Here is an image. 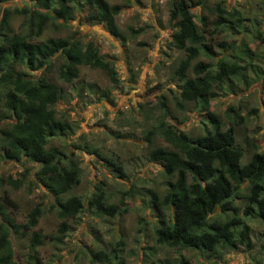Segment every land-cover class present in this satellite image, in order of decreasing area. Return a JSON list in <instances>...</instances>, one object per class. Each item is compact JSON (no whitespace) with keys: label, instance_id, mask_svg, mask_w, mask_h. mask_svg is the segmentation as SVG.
<instances>
[{"label":"trees","instance_id":"obj_1","mask_svg":"<svg viewBox=\"0 0 264 264\" xmlns=\"http://www.w3.org/2000/svg\"><path fill=\"white\" fill-rule=\"evenodd\" d=\"M10 1L0 0V4ZM28 1L22 8L4 10L0 19V163L14 162L27 172L26 164L35 169V179L54 197L52 207L59 223L54 235L34 231L42 215L38 205L28 212L25 222H17L18 203L8 191H3L0 264H16L14 242L20 244L23 240L27 241L26 252H21L20 257H25L28 264H42L38 249L46 241L62 244L71 230L68 221L79 220L86 204L105 214L118 211L117 205L108 203L101 184L86 197V202L71 193L82 178L77 152L93 154L104 168L114 170L118 178H127L123 162L116 154L114 160L88 145L73 143L68 151L64 145L53 144V140H66L73 134L71 124L56 111L63 93L60 83L72 85L81 79L80 67H84L104 73L117 87L115 66L92 40L85 41L74 34L42 39L49 26L64 28L75 15L81 14L87 24L102 25L125 46L127 36L116 23L121 6L108 0ZM168 5L167 23L171 32L168 46L183 55L174 70L178 87L174 102L178 108L192 103L208 110L209 102L218 97L214 83L219 90L231 94L243 91L254 80L247 76L249 66L252 70L256 67V78H264V69L253 63V57L259 59L260 54L246 40L235 42L238 35L248 40L256 36L244 24L245 10L229 9L223 0L213 7L201 0H168ZM194 7H199L202 14L194 15ZM13 14L25 17L20 32L12 28ZM129 30L131 37L138 33L133 28ZM257 37L264 42L259 32ZM86 88L97 95L95 83L87 84ZM102 95L108 97L107 93ZM159 108L161 117L143 131L141 138L145 143V161L157 167L162 179L158 188L146 190L145 199L155 219V243L196 251L204 254L211 264H219L225 254L250 252L254 232L248 221L257 219L264 226V151L252 145L249 159L241 162L245 151L236 142L235 130L244 125L245 117L234 106L226 108L223 118L207 111V121L201 123L202 133L192 137L171 122L172 115L165 102H160ZM113 136L118 138L119 134ZM128 136L134 134L123 137ZM6 180L18 190L26 177L8 176ZM244 185L246 194L242 195ZM240 200L242 209L236 204ZM110 256L103 250L92 253L98 261L108 262ZM251 262L264 264L255 258ZM177 264L191 261L181 256Z\"/></svg>","mask_w":264,"mask_h":264},{"label":"rangeland","instance_id":"obj_2","mask_svg":"<svg viewBox=\"0 0 264 264\" xmlns=\"http://www.w3.org/2000/svg\"><path fill=\"white\" fill-rule=\"evenodd\" d=\"M110 4H118L122 10L116 18L119 29L127 36V43L123 46L119 40L112 37L99 24L89 25L81 14L75 15L68 26H49L42 39L48 37H67L72 34L85 41H94L102 55L111 61L116 68L119 84L114 87L108 77L98 71L80 67V78L72 85L60 83L63 87L61 99L56 111L58 116L66 119L72 126L73 134L66 140H53L56 146L68 147L72 144L97 148L100 153L110 157L115 154L123 162L126 179L118 178V174L111 168L102 166L103 162L93 154L77 152V158L82 169V178L73 194L80 196L86 202L96 186L103 187L108 203L119 207L111 214L97 212L86 204L85 213L79 220L68 221L70 232L62 244L49 241L41 246L39 258L42 264H177L179 257L189 258L191 264H211L196 251L171 249L157 245L154 241L153 222L145 202L146 191L156 189L160 181L156 166L145 161V143L141 140L144 130L150 129L161 117L160 102H165L172 115L171 122L180 130L192 137L202 133L203 121H207V111L223 118L227 107L239 108L245 117V123L237 128L236 142L245 151L241 162L245 163L252 152V145L259 151H264V78L259 80L254 70L249 66L246 73L254 79L243 91L236 94L219 90L217 83L213 89L218 97L208 104V110L197 108L194 104H183L180 109L175 105L174 97L177 80L174 70L183 55L168 46L171 34L168 29V0H108ZM196 1V0H195ZM208 7H213L220 0H201ZM229 9L240 8L246 11L245 25L256 34L248 40L243 35L235 37V42L248 41L249 47L260 54V58L253 57V63L264 69V42L258 40L257 32L264 38V0H223ZM28 0H12L0 4V19L4 10L22 8ZM194 15L202 14L199 7L192 8ZM197 21V18H195ZM11 25L15 31H22L25 17L13 14ZM133 28L138 33L131 37ZM258 28V29H257ZM245 41V42H246ZM127 49V51H126ZM127 53V54H126ZM95 83L98 87L97 95L89 92L86 85ZM102 92L107 93L104 98ZM143 105V108L140 105ZM254 110L256 112H254ZM114 133L119 137L115 138ZM134 134V137L126 135ZM28 172L17 163H0V195L8 191L10 197L18 203L17 222L26 221L28 212L39 206L42 215L38 219L34 231L43 235H54L59 220L52 207L54 197L45 192L39 181L35 179V169ZM13 179L26 177L25 183L18 190L8 185L7 177ZM243 186L242 195L246 194ZM162 188V187H161ZM242 209L243 201H236ZM120 210V213H119ZM146 219L145 221H142ZM253 230L252 249L250 252L225 254L219 264H252V259L264 262V232L263 224L257 219L248 221ZM27 241L14 242L16 264H28L20 253L26 252ZM103 250L109 253L110 259L98 261L92 253ZM117 258H113L114 256Z\"/></svg>","mask_w":264,"mask_h":264}]
</instances>
